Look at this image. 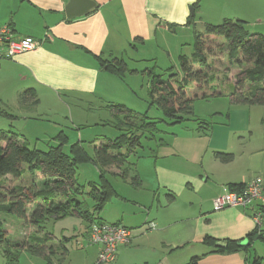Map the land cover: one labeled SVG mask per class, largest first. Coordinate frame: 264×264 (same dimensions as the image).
Masks as SVG:
<instances>
[{
	"label": "crops",
	"instance_id": "crops-1",
	"mask_svg": "<svg viewBox=\"0 0 264 264\" xmlns=\"http://www.w3.org/2000/svg\"><path fill=\"white\" fill-rule=\"evenodd\" d=\"M90 1L95 8L88 14L67 19L68 0H0V27L8 26L16 40L28 38L39 43L32 51L0 61V113L13 115L23 110L18 96L28 89L43 97L54 96L67 108L87 107L95 113L108 114V105L116 100L127 106V98L130 100L135 91L127 86L129 75L126 83L121 81L102 69L95 57L118 58L126 45L137 47L136 39L143 40L141 46L145 47L165 31L189 28L190 7L201 5L203 0ZM208 2L194 8L195 17L198 12L200 15L196 24L213 18L205 6ZM131 78L137 83L142 77L137 74ZM218 98L223 97L206 102ZM228 109L213 112L220 122L200 119L210 122L208 127L196 128V122L188 121L177 125L181 128L177 133L166 132L161 144L145 143L130 172L132 178L140 180V186L113 176L127 183L130 191L122 194V189H115L118 196L114 199L121 202L118 211L109 217L105 206L96 218L129 228L132 237L118 248L115 260L105 264H192L194 258L198 264L251 263L245 250L216 253L204 243L207 237L218 242L243 241L256 229L251 210L213 208L214 199L233 188L256 177L264 183L262 109ZM254 111L258 117L253 119ZM216 153L232 154L233 159L222 163ZM26 174H30L27 168ZM260 204L264 205V199ZM86 223L83 238L88 240L90 223ZM150 223L154 229L149 228ZM5 231L10 238L11 233ZM31 234L29 229L21 239H10L24 241ZM54 239L57 242V237ZM93 247L95 264L100 248ZM80 248L85 249L82 244ZM66 259L56 264H64Z\"/></svg>",
	"mask_w": 264,
	"mask_h": 264
},
{
	"label": "trees",
	"instance_id": "trees-1",
	"mask_svg": "<svg viewBox=\"0 0 264 264\" xmlns=\"http://www.w3.org/2000/svg\"><path fill=\"white\" fill-rule=\"evenodd\" d=\"M198 6L196 4L193 7L197 10ZM186 26L195 29V15H190ZM194 34L195 58L189 62L187 57L181 55L180 71H172L167 78L150 70L142 72L131 70L123 58L104 60L95 57L102 69L123 82L128 74H142L147 77L150 106L157 107L162 112V117L151 118L147 113H135L123 105H108L107 108L113 119L110 126L117 130L119 135L95 146L92 154H88L80 143H74L67 151L64 150L63 146L67 143L65 135L58 136L59 139H64L63 142L61 140L55 146L50 145L44 152L30 149L26 140L18 133L0 130V212L11 214L32 227V234L24 241H12L7 232L2 231L0 227V249L5 260L4 264H19L23 252L43 258L46 264H56L51 259L52 255L58 254L64 258L68 252L67 247L61 245L63 252L59 254L58 250L61 248L57 251L54 248L55 236L46 234L43 230L44 226L50 221L58 222L67 217H76L90 224L98 222L96 215L117 196L107 176H117L124 182L129 180L131 185L140 186V180L129 177L130 172L135 169L132 159L137 158L138 151L145 143H162V136L166 131L160 128L161 125L170 127L194 121L205 127L210 126V122L195 118L196 100L227 97L232 105L264 106V36L252 35L244 21L230 19L224 20L220 25H205L202 33ZM203 37L224 38L227 45L218 46L220 53L223 54L225 51L231 64L238 68L242 66L231 79L226 78L233 85L232 90L227 94L222 91L218 76L208 71L211 67L208 58L213 54L211 50L208 51L209 55L203 52L205 50ZM136 41L144 43L141 39ZM193 88H196L198 93L193 94L191 92ZM206 90L210 93L206 94ZM18 103L23 109L29 106L37 107L39 99L35 90L28 89L20 93ZM0 114L10 119L15 118L5 112ZM216 158L222 163H229L233 155L216 153ZM89 162L98 169L101 182L99 185L92 182L88 185L91 190L86 192V188L78 181L77 168ZM24 165L28 166L30 176L42 175V182L44 181L42 189L30 191L2 189L4 187L2 183L7 177L13 180L24 178L26 174ZM112 168H116L119 172L112 174L110 172ZM37 183L35 181L33 186ZM244 188L245 186L241 185L230 191L240 193ZM81 196L84 198L83 201L78 198ZM86 199L94 203L93 211L87 205ZM263 230L255 229V232L248 236L247 241L218 242L207 237L204 243L214 247L216 253H235L247 250L256 240L264 242ZM65 242L68 243L69 238H65ZM219 244L226 245L219 246ZM263 261L255 257L249 264H264ZM192 264H198V259L194 258Z\"/></svg>",
	"mask_w": 264,
	"mask_h": 264
},
{
	"label": "rangeland",
	"instance_id": "rangeland-1",
	"mask_svg": "<svg viewBox=\"0 0 264 264\" xmlns=\"http://www.w3.org/2000/svg\"><path fill=\"white\" fill-rule=\"evenodd\" d=\"M205 1L207 0H203L199 7L202 5L204 6ZM205 6L209 8L207 12L213 14L212 19H204L202 23H197L195 29L194 27H189L183 30L165 31L156 35L154 38L155 40H152L145 47L141 46V43L138 41L134 43L137 47L126 45V48L120 52L118 58H123L131 70H138L139 72L150 70L157 75H162L163 78H167L172 71H180L179 57L181 55L187 57L189 62H192L195 58L194 33H202L205 25H220L227 19L242 20L247 24L248 30L252 35L264 36V0H210ZM199 16L198 12L196 17L197 20H200ZM202 41L205 43V50L203 52L208 54V51L211 50V54H213L208 58V63L211 65L208 71H211V73L218 76L222 91L224 94H227L229 90H232L233 85L231 82H228L226 78L229 77V79H231L242 66L238 68L231 64L225 51H223L224 55L220 53L218 46L221 47L222 45H227L224 38L203 37ZM128 75L127 86L131 85L135 88V91L130 93V100L129 97L127 98L129 104L126 106L123 103L125 107L135 113H147L151 118L162 117V112L158 110L157 107L150 106L148 78L140 74L142 78H139L137 83H135L131 78V75ZM195 89L196 88H193L191 90L193 94L198 93ZM206 92V94L210 93L209 90H206ZM36 96L40 100L38 107L29 106L27 109L30 108L31 110L23 109L26 111H12V114L16 116V118L13 119L6 118L0 114V130H12L13 132L18 133V135L26 140L29 148L32 150L35 149L45 152L50 145L55 146L59 144L61 140L63 142L64 139H59L58 136L65 135L64 138L67 140V143L63 146L64 150L67 151L70 145L74 143H80L88 154H92L95 146L100 145V143L107 141L109 138L114 139L119 135V132L110 126V122L113 123L110 113L107 114L104 111L101 113L91 112L87 110V107L85 110L78 107L67 108L59 101H56L57 99L54 96L45 95L43 97L37 93ZM206 101L207 100H196L194 102L195 118L220 122L222 119L213 112L217 109H231L232 106H237L232 105L227 97L214 99L208 102ZM117 102L118 101L116 100L114 105H120ZM240 107L248 108L251 106L245 105ZM254 107H260L262 109L260 114L263 113L262 115L264 116V106ZM228 110L226 111L227 113L225 116L229 114ZM252 117L253 119L258 117V113L254 111ZM199 126L203 127L202 124L196 122V128ZM160 128L168 134L177 133L181 129L179 126L168 127L166 125H161ZM24 168H28V166L24 165ZM111 170L113 172L116 171V174L119 172L116 168H112ZM77 178L79 183L86 188V192L91 190L88 185L92 182L98 185L101 182L98 169L90 162L78 166ZM42 180V175L33 177L30 176V174H26L24 178L20 180H13L11 177H7L2 183V185H4L2 189H5V191H13L14 189H27L28 191L32 189H42L44 185V181L42 182ZM107 180L113 190L122 189V194H124L125 191L129 193L130 186L127 183L122 182L119 178L108 175ZM35 181L38 183L33 186ZM78 198L81 201L84 200L83 196ZM120 203L121 202L118 199L111 200L106 204V208L104 207V213L109 215V217H112L118 211L117 208L120 206ZM87 205L90 210L93 211L94 204L91 200H87ZM26 223L27 222H24L11 214L0 212V227L2 231L6 228V230L11 233L10 238L21 239L23 237L22 233H27V230L29 229L32 231V227H29ZM87 228L88 224L84 220L76 217H67L58 222H48L43 230L46 234L50 233L57 237V242H53L56 244V246L54 245L56 251L63 244L67 247V259L64 261V264H92L96 248L93 247V245H89L88 240L83 238V234ZM65 238H69L68 243L65 242ZM81 244L85 249H78ZM245 251L250 262H253L255 257L264 260V242L260 240L254 241ZM62 252V248L61 250H58V253ZM87 254H90L88 258L86 257ZM2 255V249H0V264L5 263ZM61 258L62 257L58 254L52 255L51 257L54 263L60 262ZM19 264H46V262L39 256L23 252L19 258Z\"/></svg>",
	"mask_w": 264,
	"mask_h": 264
},
{
	"label": "built area",
	"instance_id": "built-area-1",
	"mask_svg": "<svg viewBox=\"0 0 264 264\" xmlns=\"http://www.w3.org/2000/svg\"><path fill=\"white\" fill-rule=\"evenodd\" d=\"M39 43L33 39H14L13 31L8 26L0 27V61L12 59L18 54L32 51ZM264 199V184L261 177L250 181L242 192L228 191L213 201L215 211L227 208H241L251 210L255 228L258 231L264 229V205L260 204ZM150 229L155 225L150 223ZM132 237V231L121 224H109L95 222L89 226L88 243L98 246L100 252L96 264L111 263L115 260L120 246L128 243Z\"/></svg>",
	"mask_w": 264,
	"mask_h": 264
},
{
	"label": "water",
	"instance_id": "water-1",
	"mask_svg": "<svg viewBox=\"0 0 264 264\" xmlns=\"http://www.w3.org/2000/svg\"><path fill=\"white\" fill-rule=\"evenodd\" d=\"M95 8V4L90 0H68L65 7L67 19H73L88 14ZM191 15L195 14L194 7H190ZM226 244H219V246H225Z\"/></svg>",
	"mask_w": 264,
	"mask_h": 264
}]
</instances>
